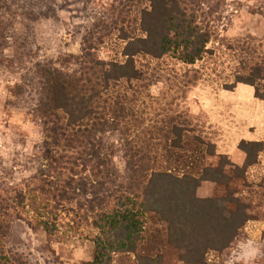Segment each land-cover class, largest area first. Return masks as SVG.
<instances>
[{
	"label": "trees",
	"instance_id": "obj_1",
	"mask_svg": "<svg viewBox=\"0 0 264 264\" xmlns=\"http://www.w3.org/2000/svg\"><path fill=\"white\" fill-rule=\"evenodd\" d=\"M257 3L256 14L264 17V0ZM223 5L114 0L107 18L83 37L80 55L62 61L73 64V72L39 65L40 87L29 109L42 130L34 156L38 183L0 189V264H29L9 249L16 222L55 236L63 216L71 217L72 231L86 227L91 233L94 254L88 264H166L163 246L187 264H210V253H223L241 238L256 218L255 207L264 205H249L233 192L225 199L198 198L204 182L229 186L230 163L220 157L219 165L208 166L217 157L216 146L170 114L168 104L150 116V78L138 64L149 57L192 66L215 55L210 46L221 43ZM113 36L122 57L104 59L102 49ZM222 42L230 64L224 87L251 86L264 101V38ZM251 148L262 150L261 144L244 145L248 159L238 168L241 176L254 164L257 153ZM151 221L162 230L154 233Z\"/></svg>",
	"mask_w": 264,
	"mask_h": 264
},
{
	"label": "rangeland",
	"instance_id": "obj_2",
	"mask_svg": "<svg viewBox=\"0 0 264 264\" xmlns=\"http://www.w3.org/2000/svg\"><path fill=\"white\" fill-rule=\"evenodd\" d=\"M114 0H0V189H26L37 186L38 163L34 156L42 144V130L29 109L36 103L39 65L73 72L74 60L82 49L83 37L96 23L107 18ZM222 22L217 27L221 43L212 44L215 55L192 66L172 58L154 60L140 57L139 66L149 74L151 117L168 104L178 120L216 146L217 157L208 166L226 158L229 186L204 182L197 191L201 199H225L229 192L249 205H264V101L256 98L251 86L224 87L229 80V59L222 40L264 38V17L256 14L258 0H220ZM218 25V24H217ZM224 44V43H223ZM122 45L116 36L107 40L102 58H121ZM26 91L20 94V89ZM31 92V94H30ZM31 96V97H30ZM34 100V101H31ZM152 106L153 109L152 110ZM175 112V113H174ZM182 115L180 116V114ZM163 119L162 117H158ZM157 118V119H158ZM261 144L254 164L244 175L248 154L244 145ZM117 164L123 170L121 157ZM239 168V169H238ZM238 169V170H237ZM241 238L223 253H210V264H264V207L256 206ZM71 217L60 218V232L50 236L42 228L18 221L13 225L9 249L29 264H88L93 259L91 233L82 228L72 231ZM163 226L153 224L148 228ZM152 232V233H153ZM166 264H187L176 250L163 246Z\"/></svg>",
	"mask_w": 264,
	"mask_h": 264
}]
</instances>
